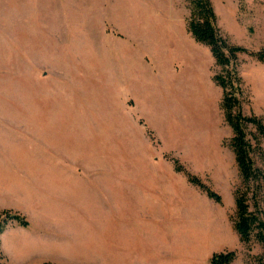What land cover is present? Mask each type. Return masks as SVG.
<instances>
[{
    "label": "rangeland",
    "instance_id": "rangeland-1",
    "mask_svg": "<svg viewBox=\"0 0 264 264\" xmlns=\"http://www.w3.org/2000/svg\"><path fill=\"white\" fill-rule=\"evenodd\" d=\"M211 1L221 32L246 48L236 63L243 82L242 111L264 121V63L250 54L264 47V0ZM183 7L186 19L185 0ZM61 10L47 0H0V212H16L28 222L21 226L11 220L0 233V264L111 262L112 255L105 257L98 242L105 184H112L113 207L119 180H103L104 173L115 178L121 168L130 166L174 170L172 157L220 195L221 202L216 203L189 183L222 209L223 221L232 227L233 192L240 177L228 146L231 130L219 107L221 89L212 80L219 68L209 48L190 36L183 18L175 19L155 48L114 49L110 55L99 51L94 57L77 48L89 52L99 74L81 51L61 52L62 64V50L46 40V33L55 37L60 33L41 28L50 26L51 20L38 18ZM35 20L33 27L25 24ZM141 51H148L143 52L142 64L132 58ZM54 157L60 162L52 161ZM256 164L264 170L259 160ZM67 171L79 174V184L93 181L87 178L93 174L94 188L90 183L65 188L71 180L61 177ZM55 204L79 206V225L87 220L92 226L90 242L78 238L76 229L81 227L67 217L75 212L69 207L56 211ZM261 206L264 209V202ZM197 208L201 258L205 252L226 249L236 252L231 264H252L264 250L253 239L248 248L240 243L233 228L228 229L210 207L204 209L201 203ZM185 223L183 234L191 236L195 228L191 209ZM48 224L58 232L49 237L57 241L49 247L42 241ZM46 249L50 260L38 255Z\"/></svg>",
    "mask_w": 264,
    "mask_h": 264
},
{
    "label": "crops",
    "instance_id": "crops-1",
    "mask_svg": "<svg viewBox=\"0 0 264 264\" xmlns=\"http://www.w3.org/2000/svg\"><path fill=\"white\" fill-rule=\"evenodd\" d=\"M63 1L66 2L65 5L57 3L61 4ZM47 2L56 3L57 7L63 9L59 12H46L38 18V21L42 22L51 20L50 26H40L41 28H49V31L51 29L60 33L57 37L54 33H46L45 38L52 44L51 47L61 49L60 53L83 52L86 61L91 67L96 68L99 74L100 69L87 55L89 52L94 57L99 51H106L110 55L114 49L138 51L155 48L157 44L163 42L175 19L183 18L185 21L186 16L183 0H47ZM36 20L25 24L33 27ZM77 48L89 52L85 53ZM143 52L148 51H141L132 57L133 60L142 64ZM62 56L61 53L60 59L64 64L65 59ZM154 64L160 65L155 60ZM106 70L108 71V68ZM98 75L96 77L100 78ZM57 158L51 160L60 162L56 160ZM167 167L169 168V164ZM129 169L121 168L115 178L111 177L110 173H104L103 176V180H119L117 205L112 207L109 200L112 197L109 193L112 188L111 182L105 184L107 188L103 192L102 234L98 243L105 257L107 254L112 255L109 258L112 261L109 263L105 261V264H201V261L205 264V260H208L209 264V257L216 251L205 252L203 258L200 257L202 238L198 236L200 227L198 228L197 224L199 216L197 206L203 203L204 209L210 207L212 214H219L222 223H226V227L230 229L232 228L230 222L223 221L222 209L210 202L197 188L190 186L181 173L171 169L142 171L138 170L137 166H130ZM88 176L87 178L93 181H84L80 184L77 172L67 171L61 178L71 180L67 183L69 187L65 188L75 185L76 188L85 187L90 184L94 188V176L93 174ZM52 180L47 179L45 182L51 183ZM47 185L48 183L43 184L46 188ZM52 188L55 192L56 187ZM42 193L47 191L44 190ZM54 207H58L55 208L56 211L69 207L75 212V215L67 217L75 219L76 225L81 227L80 231L76 229L77 234L81 236L78 238L85 239L84 242L89 241L88 238L93 233L88 227L92 226L87 220H83L82 226L79 225L77 220L79 206L65 207L55 204ZM190 209L194 215L196 231L194 228L192 235L186 236L182 229L185 230L184 221ZM171 228H174L173 233L170 232ZM159 231L160 236L154 235ZM52 235L56 236L58 232L48 224L45 228V239H42L47 247L57 243L56 240L49 239ZM48 251L50 249L38 255L50 260L52 255L49 256Z\"/></svg>",
    "mask_w": 264,
    "mask_h": 264
},
{
    "label": "trees",
    "instance_id": "trees-1",
    "mask_svg": "<svg viewBox=\"0 0 264 264\" xmlns=\"http://www.w3.org/2000/svg\"><path fill=\"white\" fill-rule=\"evenodd\" d=\"M188 15L185 19L186 30L198 43L209 48L214 64L219 68L212 76L213 82L221 89L219 107L223 119L231 130L228 146L240 177L235 187V216L231 219L238 241L249 247L253 239L264 248V170L256 164L259 160L264 167V121L255 114L242 111L243 82L237 70V56L246 52V48L231 43L217 25L216 14L211 0H185ZM256 60L264 63V47L250 53ZM173 169L183 173L186 180L198 187L216 203L221 202L218 193L201 181L195 174L185 170L178 159L170 158ZM14 220L21 226L28 224L24 216L7 210L0 212V233L6 224ZM236 258L234 250L213 252L209 264H231ZM51 264V263H44ZM252 264H264V250L252 258Z\"/></svg>",
    "mask_w": 264,
    "mask_h": 264
}]
</instances>
